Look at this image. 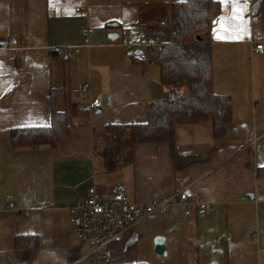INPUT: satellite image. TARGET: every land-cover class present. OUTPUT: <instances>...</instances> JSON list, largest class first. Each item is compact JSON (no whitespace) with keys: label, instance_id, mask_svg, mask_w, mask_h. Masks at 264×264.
<instances>
[{"label":"crops","instance_id":"0c3cea01","mask_svg":"<svg viewBox=\"0 0 264 264\" xmlns=\"http://www.w3.org/2000/svg\"><path fill=\"white\" fill-rule=\"evenodd\" d=\"M177 1L0 0V264H87L69 209L93 185L135 203L169 201L165 216L117 229L104 264H264V50L254 48L264 43V0H246L242 25L221 0L212 17L214 91L232 97L227 136L216 138L209 121L175 134L177 153L211 151L205 161L178 168L169 141L125 146L115 166L105 157L106 125L145 123L150 104L169 95L160 66L122 37L139 50L138 31L170 21ZM85 84L101 107L86 108ZM51 90L70 132L56 147L14 146L12 130L51 124Z\"/></svg>","mask_w":264,"mask_h":264},{"label":"trees","instance_id":"16d2710c","mask_svg":"<svg viewBox=\"0 0 264 264\" xmlns=\"http://www.w3.org/2000/svg\"><path fill=\"white\" fill-rule=\"evenodd\" d=\"M171 8L170 21H164L147 32L152 37L159 36L166 40L161 50L148 47V61L160 66L161 80L169 88V95L162 101L150 104L145 123L106 125L104 153L110 166L121 162L120 158L115 160L113 157L125 146L163 141L170 142L172 157L178 168L205 161L211 151L204 156L193 157H183L175 151L176 128L180 123L209 121L213 124L216 138L227 136L226 130L233 116L232 97L214 91L212 64V17L220 11V1L184 0L174 2ZM182 86L187 87V92L181 91ZM50 97L51 124L48 127H19L12 130L11 141L14 146L56 147L70 132L71 125L66 112L56 110L58 92L51 90ZM16 242L20 246L18 239Z\"/></svg>","mask_w":264,"mask_h":264},{"label":"built area","instance_id":"2783aa9c","mask_svg":"<svg viewBox=\"0 0 264 264\" xmlns=\"http://www.w3.org/2000/svg\"><path fill=\"white\" fill-rule=\"evenodd\" d=\"M84 9V8H83ZM80 6H76L75 10H83ZM95 29L89 27L84 31L89 33ZM173 35L175 32L172 33ZM139 50L137 53L133 47V43L124 34L122 42L127 50L137 53L138 56L147 61L149 58L148 47L153 46L161 50L166 40L159 36H150L144 30L137 33ZM255 51H263L264 43L254 46ZM82 96L86 102L88 110H94L102 106V99L91 96L90 86L85 84L82 86ZM182 204L187 208L186 213H190L188 207L189 194L183 190L179 192ZM169 201L164 202L151 201L150 203L132 202L125 193H107L103 194L93 185L89 188L84 199L78 204L70 207V221L74 226L75 233L80 239H84L89 244L87 255V264H104L107 260V246L116 237L117 229L125 226H131L137 223L143 217L153 213L165 216L169 213Z\"/></svg>","mask_w":264,"mask_h":264},{"label":"snow or ice","instance_id":"6c2138e0","mask_svg":"<svg viewBox=\"0 0 264 264\" xmlns=\"http://www.w3.org/2000/svg\"><path fill=\"white\" fill-rule=\"evenodd\" d=\"M221 3L224 4V5H228L229 3H231L232 5V12H233V15H232V19L234 21H237L239 22L241 25L243 24V21H244V16H243V13H244V10L246 8V0H245V3L244 4H241L240 3V0H221ZM224 20L225 18L224 17H221V18H218V22L220 23V27L221 28H224L225 31L228 30L226 24L224 23ZM214 23H217V22H214ZM241 31H247V28H241Z\"/></svg>","mask_w":264,"mask_h":264},{"label":"water","instance_id":"95a60500","mask_svg":"<svg viewBox=\"0 0 264 264\" xmlns=\"http://www.w3.org/2000/svg\"><path fill=\"white\" fill-rule=\"evenodd\" d=\"M138 54L141 53V50H137L136 51ZM157 250L158 252H161V253H165L164 252V238H161V237H157Z\"/></svg>","mask_w":264,"mask_h":264},{"label":"rangeland","instance_id":"374dc122","mask_svg":"<svg viewBox=\"0 0 264 264\" xmlns=\"http://www.w3.org/2000/svg\"><path fill=\"white\" fill-rule=\"evenodd\" d=\"M99 142H100V140H99ZM97 153L99 154V149H98V146H97Z\"/></svg>","mask_w":264,"mask_h":264}]
</instances>
